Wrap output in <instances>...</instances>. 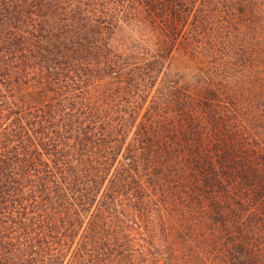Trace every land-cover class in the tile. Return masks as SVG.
<instances>
[{
    "label": "trees",
    "instance_id": "obj_1",
    "mask_svg": "<svg viewBox=\"0 0 264 264\" xmlns=\"http://www.w3.org/2000/svg\"><path fill=\"white\" fill-rule=\"evenodd\" d=\"M196 1L133 4L173 40ZM86 2L0 0V264H264V155L204 156L169 109L136 127L154 70Z\"/></svg>",
    "mask_w": 264,
    "mask_h": 264
},
{
    "label": "rangeland",
    "instance_id": "obj_2",
    "mask_svg": "<svg viewBox=\"0 0 264 264\" xmlns=\"http://www.w3.org/2000/svg\"><path fill=\"white\" fill-rule=\"evenodd\" d=\"M133 2L86 3L94 14L106 16L107 23L118 24L113 35L116 46L126 53L139 52L145 63L142 69L154 70L153 82L140 75L141 80L134 78L129 89L131 98L137 100L135 126L152 119L161 122L163 112L176 111L181 115L179 124L199 129L197 146L204 156L212 158L217 154L213 147L233 142L237 151L259 162L264 155V0L196 1L193 14L173 40L166 38V29L161 27L166 21L151 20ZM8 62L0 52L2 95L6 94L3 74L11 80L9 87L18 89L12 86L16 69ZM16 78L26 82L23 75ZM143 84L142 92L135 90ZM93 90L94 97L104 91ZM10 96L9 106L12 99H18ZM3 121L8 123L4 117Z\"/></svg>",
    "mask_w": 264,
    "mask_h": 264
}]
</instances>
